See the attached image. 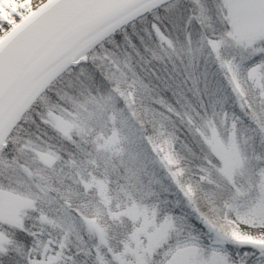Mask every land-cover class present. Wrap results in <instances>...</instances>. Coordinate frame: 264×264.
Returning a JSON list of instances; mask_svg holds the SVG:
<instances>
[{
    "label": "snow or ice",
    "instance_id": "6c2138e0",
    "mask_svg": "<svg viewBox=\"0 0 264 264\" xmlns=\"http://www.w3.org/2000/svg\"><path fill=\"white\" fill-rule=\"evenodd\" d=\"M0 264H264V0H0Z\"/></svg>",
    "mask_w": 264,
    "mask_h": 264
}]
</instances>
